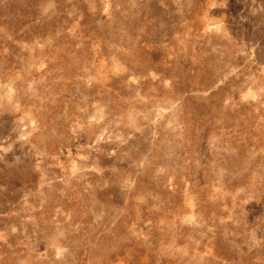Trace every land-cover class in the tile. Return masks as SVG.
I'll return each instance as SVG.
<instances>
[{
    "label": "rangeland",
    "instance_id": "rangeland-1",
    "mask_svg": "<svg viewBox=\"0 0 264 264\" xmlns=\"http://www.w3.org/2000/svg\"><path fill=\"white\" fill-rule=\"evenodd\" d=\"M241 258L264 264V0H0V264Z\"/></svg>",
    "mask_w": 264,
    "mask_h": 264
},
{
    "label": "trees",
    "instance_id": "trees-1",
    "mask_svg": "<svg viewBox=\"0 0 264 264\" xmlns=\"http://www.w3.org/2000/svg\"><path fill=\"white\" fill-rule=\"evenodd\" d=\"M241 259H242V262H240V264H251L250 263L251 262L250 260H247L246 261L245 258H241ZM227 260H229V259H227ZM231 260L233 261V260H235V258L234 259H231Z\"/></svg>",
    "mask_w": 264,
    "mask_h": 264
}]
</instances>
